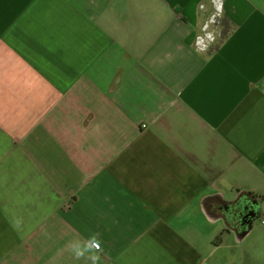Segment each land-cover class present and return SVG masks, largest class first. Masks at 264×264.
<instances>
[{"label":"crops","instance_id":"1","mask_svg":"<svg viewBox=\"0 0 264 264\" xmlns=\"http://www.w3.org/2000/svg\"><path fill=\"white\" fill-rule=\"evenodd\" d=\"M261 215L264 0H0V264H264Z\"/></svg>","mask_w":264,"mask_h":264},{"label":"clouds","instance_id":"2","mask_svg":"<svg viewBox=\"0 0 264 264\" xmlns=\"http://www.w3.org/2000/svg\"><path fill=\"white\" fill-rule=\"evenodd\" d=\"M65 250L76 260H85L90 264H100L104 255L103 242L99 233H92L87 238H77L70 241Z\"/></svg>","mask_w":264,"mask_h":264},{"label":"built area","instance_id":"3","mask_svg":"<svg viewBox=\"0 0 264 264\" xmlns=\"http://www.w3.org/2000/svg\"><path fill=\"white\" fill-rule=\"evenodd\" d=\"M214 2L221 0H213ZM221 10L217 8L216 12L207 20L203 25L202 30L195 37V46L199 50H208L220 37L221 31L219 30ZM259 221L264 225V216L259 217Z\"/></svg>","mask_w":264,"mask_h":264},{"label":"flooded vegetation","instance_id":"4","mask_svg":"<svg viewBox=\"0 0 264 264\" xmlns=\"http://www.w3.org/2000/svg\"><path fill=\"white\" fill-rule=\"evenodd\" d=\"M252 198L253 197L250 194H244L239 196L236 201L225 206L227 210L232 209L236 214V225L238 227H240L239 225L248 222L249 218L255 212L257 204L253 202Z\"/></svg>","mask_w":264,"mask_h":264},{"label":"water","instance_id":"5","mask_svg":"<svg viewBox=\"0 0 264 264\" xmlns=\"http://www.w3.org/2000/svg\"><path fill=\"white\" fill-rule=\"evenodd\" d=\"M258 205L256 206L255 212L253 213V215L249 218L248 222L245 223V228L239 232V239L243 238L247 232L249 231V229L251 228V226L253 225V222L255 220V218L257 217L258 213H259V209H258ZM236 217V214L234 212H227L226 218H223L224 221H231L232 219H234ZM226 219V220H225Z\"/></svg>","mask_w":264,"mask_h":264},{"label":"trees","instance_id":"6","mask_svg":"<svg viewBox=\"0 0 264 264\" xmlns=\"http://www.w3.org/2000/svg\"><path fill=\"white\" fill-rule=\"evenodd\" d=\"M226 32V28L223 29V34Z\"/></svg>","mask_w":264,"mask_h":264},{"label":"rangeland","instance_id":"7","mask_svg":"<svg viewBox=\"0 0 264 264\" xmlns=\"http://www.w3.org/2000/svg\"><path fill=\"white\" fill-rule=\"evenodd\" d=\"M219 40H220V37L216 40V42L219 41Z\"/></svg>","mask_w":264,"mask_h":264}]
</instances>
